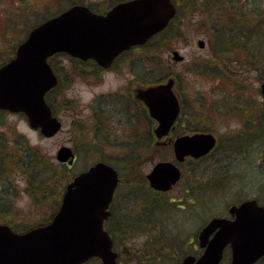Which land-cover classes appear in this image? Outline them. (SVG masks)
Instances as JSON below:
<instances>
[{"label":"water","instance_id":"water-1","mask_svg":"<svg viewBox=\"0 0 264 264\" xmlns=\"http://www.w3.org/2000/svg\"><path fill=\"white\" fill-rule=\"evenodd\" d=\"M174 15L170 0H132L104 16L74 5L42 22L17 47L15 58L0 68V109L22 112L33 129H39L44 137L54 136L61 123L44 96L57 85V78L47 59L65 53L108 68L121 51L145 44L165 29ZM198 46L203 48L204 43L198 41ZM172 60L180 62L183 57L174 51ZM172 85L168 80L139 94L158 123L154 130L158 139L168 135L179 112ZM260 87L264 93V83ZM214 145L211 134L181 136L173 142L174 158L177 162L200 158ZM56 159L71 164L73 154L63 146ZM179 177L178 167L170 161L158 162L146 175L150 186L161 191L168 190ZM117 182L112 167L97 163L67 186L59 211L47 225L21 235L0 225V264H77L93 256L112 264L114 255L110 243L103 241L102 219ZM230 213L235 216L233 221L214 218L200 232L201 244L206 242L207 249L196 264H217L227 245L232 251L230 264H251L264 255V209L251 200L232 207ZM192 261L186 258L182 264Z\"/></svg>","mask_w":264,"mask_h":264},{"label":"flooded vegetation","instance_id":"flooded-vegetation-1","mask_svg":"<svg viewBox=\"0 0 264 264\" xmlns=\"http://www.w3.org/2000/svg\"><path fill=\"white\" fill-rule=\"evenodd\" d=\"M129 1L73 0L72 3L85 5L95 14H107L116 7L126 4ZM15 39H12L13 41L9 44H16ZM143 50L144 48L142 46L133 47L114 58L109 68L121 72V67L127 65L128 70H130L131 81H129L128 86L122 91L99 96L94 104L90 106L89 110L93 117V123L103 122V126L101 127L96 125V130L99 131L101 137H110L113 140L111 149H115L118 152L117 156L120 162V164H115L106 162L105 159L100 158V160L112 166L117 171L119 177L113 196L104 209V212L107 213L102 219L103 230L106 233L104 242L107 244L109 242L111 243L110 250L114 253L115 264H181L186 258H194L195 261L192 264H195L201 254L206 250V245L201 244L199 234L211 218L220 217L233 220L234 216L230 214V208L232 206H239L247 200H255L259 206H263L264 208V188H258L255 194H251V188H249L247 189V193H244V195L242 193L241 198L232 201L225 207L226 213L223 215H214L209 218L208 211V194L211 187V180L214 177L216 178L214 181L218 183L219 191L222 194L226 193V190L229 188L228 186L234 189L241 186H237V184H233L232 182L241 179L242 166L237 165L234 166V169H231L229 166L230 163L235 162L243 165L247 163H243L241 160L250 158L251 160L247 168L252 170L254 165L258 164V167H261L257 168L260 171V173L258 172L259 175L264 173V103L257 101L238 102L231 106L232 103L230 105L231 107L227 109H222L220 116L223 117L222 120L225 123L235 117L241 121L242 127L235 132L224 135H216L213 129L207 131L216 138V147L206 158L198 160L187 158L183 162L186 165L181 169L180 181L169 190L160 191L153 189L146 181L147 173L137 170L138 177L143 175L144 185L142 190L136 188L132 189V193L130 191L120 193L121 168H128L129 160L126 158L127 156L139 157L143 155L145 121L147 119L150 120L147 109L144 102L140 99L139 94L146 88L147 83L160 80L147 76L146 71L142 69L140 62L144 64L143 55L133 56V53L136 51L142 52ZM58 56L74 62L76 67L80 68L78 72H81L82 75L78 77L86 79L95 76L99 78V73L102 68L94 61L89 60L83 62L72 59L65 54H59ZM54 57L49 60V63L56 72L59 83L62 86L66 79L64 77V69L62 67H56L51 63ZM85 66H89L88 71L83 69ZM235 74L238 75L237 72ZM177 77L180 78V76L173 78V90L179 98V114L175 119L173 129L170 133L171 140H175L180 136L193 134L198 126H204L201 123L203 120H200L199 115H196L194 112L195 109L192 108V104L188 106L184 105L179 93L181 81ZM203 100V102L207 103L206 98H203ZM206 103L205 108L207 107ZM210 110L211 107L207 109L206 120L209 119ZM154 126L155 123H153L152 127L154 128ZM220 139L223 140V147L216 149L219 146L218 142ZM154 144L156 146L161 145L156 138H154ZM127 151L130 152L129 155L126 154ZM249 152L253 154L248 155ZM214 155L219 159L225 158V161L219 165L218 175L217 170H211L210 173H202L199 175L197 169L201 167L198 163ZM100 160L98 161L100 162ZM140 161H143V158ZM140 165L133 169H137ZM227 173H231L230 179L227 178ZM261 178L264 180V176H261ZM4 181L3 178L0 179V224L6 225L14 230L13 225L8 223L5 217L10 209V204L5 198V191L10 190L9 184L11 185L12 183L6 182L5 184ZM61 181L65 185L64 173L61 176ZM179 185H181L180 196L166 200L165 197L169 191L175 187H179ZM141 191L145 195H141ZM24 192L27 193L25 190ZM130 196H135L136 198H131ZM59 203L56 201L53 206H50L52 213L56 206L59 207ZM187 205L191 207V210L188 211L194 215H196V212L202 214L200 217L201 221L199 220L200 227L198 225L199 228L197 227L198 229L196 228V231L187 232L183 230V222L177 219L176 212H184L188 209ZM178 224H180L181 229L178 228ZM209 240L210 237L207 242ZM228 260H230V249L226 246L224 259L220 264H227ZM79 264H103V262L97 257H91Z\"/></svg>","mask_w":264,"mask_h":264},{"label":"rangeland","instance_id":"rangeland-1","mask_svg":"<svg viewBox=\"0 0 264 264\" xmlns=\"http://www.w3.org/2000/svg\"><path fill=\"white\" fill-rule=\"evenodd\" d=\"M70 1L73 0H0V63L1 59H4L7 55L10 46L9 43L13 41L12 39H14L10 35L4 37L1 31L2 28H10V24L14 23L13 30H17L14 34L19 35L15 39V41H17L25 35L21 29L25 28V22L29 25L32 21L31 26H33L41 19L35 17L36 12L38 11L39 14H43L44 10H41L40 8L43 9L45 6H50L48 9L49 11H47V14L50 15L56 11L58 7H60V9L68 7ZM247 2L248 1L245 0L243 3L241 1H238L237 3L238 5H245ZM183 8L184 9L181 10V17L179 18L180 24L183 28L182 35L170 36L168 38L158 37L153 42L155 44H153L149 49H144L142 52L136 51L133 53V56H144V64L143 62H140L144 71H146V69L148 70L153 67H158L160 70L163 69L168 73H178L181 78V87H179L185 99V103L188 105L189 101H191L192 108L194 109H198L199 105H204L201 110L195 111L196 115H199V119L203 120L202 122L200 120L199 121L204 124L208 130L213 129V132H215L216 135H224L219 132L220 126L225 124V121L222 120L223 117L220 116L222 114L221 111L222 109H227L233 106L234 103L245 102L242 101L241 97L243 96H239L241 87L237 85L232 86L231 80L228 82L225 81L222 69H217L221 76L216 78L209 75L195 73L193 71L194 66L192 64L194 59L201 60L200 58H208L211 54V50H209L207 45L204 49H200L196 44L197 40L201 39L206 41L205 39L209 38V35L205 34V32H203L198 26L203 19L206 23L209 22V19L206 18V15L203 14L198 7L193 8L190 5H185ZM261 8L264 10V0L261 4ZM211 39H214L215 41V38L212 35ZM172 50H177L184 57L183 63H173L171 61L170 53ZM53 64L56 67H62L64 69V77L66 78L63 85L49 97V100L52 101L51 103L54 106L56 112L55 115L62 123V130L51 138H44L40 136L43 143L38 147L30 146L22 135L15 134L14 129H12L10 134L0 132V140H5L6 145L13 152L16 161L20 163V165H18L10 159H8V162H5L6 168L4 171L7 178L9 176L13 179L17 173L23 174L21 168L27 170V172L30 171L31 168H28V166L30 165L32 159L30 155L33 154V157L36 155V158L34 159L35 166L41 168L44 174L52 179L51 182H53V190L58 192L62 187V182L57 179L58 177H56V175H54V170L58 167L55 159L56 152L61 146H72L73 139L79 144V136L81 133L80 128H82V131L85 132L86 145L90 147V152L82 153V157L76 161V164L73 167L75 172L81 171L83 167L97 161V159L100 158H103L106 162L110 163L120 164V162L118 160L119 157L117 156L118 152L115 149H111L113 140L110 139V137H104L102 139L103 142L101 148L97 144H94V142H98L96 137L101 138V136H98V130L95 131V124L93 123L91 112L80 106L76 100L70 99L65 95V88L74 79L82 75L81 72H78L80 68H77L74 63L62 56L56 57L53 60ZM83 69L88 71L89 66H85ZM120 73L122 75L126 74L128 80L131 81V74L127 65L121 67ZM257 94L256 87H254L253 84L252 86H248L245 95L247 97L246 100L251 99L252 101H257ZM202 98H206L207 103L202 102ZM205 103L207 105L206 108ZM209 107H211L209 119L206 120V113ZM206 121L207 123H205ZM223 144V140L220 139L217 149H221ZM128 154H130V152ZM252 154L253 153L251 152L248 153V155ZM152 157L153 159H143V162L138 167L139 169L137 168L135 170H141L142 172L147 173L150 171L153 164L163 157H166L165 159L172 160V150L170 147L160 148L152 155ZM1 160L3 161V159ZM250 160V158L241 160V162L247 163L243 165L235 162L229 164L231 169H234V166L237 165L242 166L241 179L232 182L233 184H237V186L241 185L239 188L234 189L228 186L229 188L226 190L225 194H222V192L219 191L218 195L216 193L211 194L209 191V218L214 215H223L226 213L225 207L232 201L241 198L242 193L243 195L244 193H247V189L251 188V194H255L258 188H264V180L261 178V176H264V173L259 175L260 171L257 168L261 167H258V164H255L253 169L249 170L247 166ZM224 161V157L219 159L216 155H214L212 158L201 162L199 164L201 168L197 169L199 171V175L202 173H210L211 170L218 171L219 165H221ZM128 172L129 171L125 169V175H120V193L123 191L125 193L130 191V193H132V189L136 188L138 190H142L144 185L142 176L141 179H137V175L132 180H128L129 178L134 177V175L131 176ZM64 174L65 178H67V173L65 172ZM227 178H231V173H227ZM13 186L9 184L10 190L8 189L9 191H5L6 201L10 204V209L5 217L7 222L11 223L16 230H23L27 226L39 223L50 216V213H52L51 207L49 208L47 204L43 202L45 197L40 200L39 205H35L31 195L28 194L27 199L24 200L21 196V189L15 182ZM180 189L181 185L177 188L175 187L169 191L166 195L168 198L165 197V199L171 200L173 198H178L180 196ZM24 190L25 188L22 191L24 192ZM140 193L141 195L144 194L142 191ZM130 197L136 198L135 196ZM187 208L188 209L184 212H176L177 219L183 222V230L187 232L196 231L200 227V217L202 214L196 212V215H194L192 212L188 211L191 210V207L188 206ZM178 228L181 229L180 224H178ZM260 264H264V262Z\"/></svg>","mask_w":264,"mask_h":264},{"label":"trees","instance_id":"trees-1","mask_svg":"<svg viewBox=\"0 0 264 264\" xmlns=\"http://www.w3.org/2000/svg\"><path fill=\"white\" fill-rule=\"evenodd\" d=\"M238 1H241L243 3L245 0H183V6L178 8L177 10V17L164 31L159 34L158 37L168 38L170 36H180V34L182 35L183 32L181 31V24L179 19L182 14V8L185 5H190L193 8L198 7L199 10H201V12L206 15V18L209 19L208 23H206L203 19L198 26L203 32H205V34L209 35L208 39L210 40V48L212 49V53L237 55L239 59L233 61L232 65H229V62H224V65L222 66L217 65V62L215 61H203L201 64L196 65V68L194 67L193 71L195 73L209 75L213 78H216L221 76V74L218 73L217 69H222L224 72L223 78L225 79V81L228 82L229 80H231L232 86L237 85L241 87L239 96H243L241 97L242 101L246 102L252 101L251 99L246 100L247 97L245 96L248 86H250L247 82L249 77L246 76V74L252 73L254 71L256 73L255 78L258 81H264V10L261 8L263 0H247L248 2L245 5H238ZM46 14L47 13L42 15V19L49 17L46 16ZM6 32L10 31L7 30ZM211 35L215 38V41L214 39H211ZM156 39L149 41L145 45V48L149 49L153 44H155L153 42ZM153 68L157 69L156 67ZM231 70H240L243 76L239 78L236 75H233ZM160 71L162 72L160 78H165L167 72L163 69ZM57 88H55V91H57ZM49 102L52 112L56 113L54 106L51 103L52 101L49 100ZM198 108H202V105L198 106ZM95 125L101 127L103 126V122L95 123ZM195 130L207 131L208 128L198 126ZM80 131L81 133L79 136V144L76 143V145H79L77 152L88 153L90 151L88 150V147L86 145L85 132L82 131V128H80ZM102 139L97 138L98 146L100 148L103 142ZM156 149L157 148L153 145L152 134L147 131L145 133V146L143 155L139 157H126L129 160L127 168V170L129 171L128 173L131 176L134 175V177H131L128 180H132L138 175L137 170L133 168H136L143 162L140 161L141 158L146 160L152 159V155L156 153ZM10 152L11 151L0 146V175L3 179L7 176L5 175L6 173L4 171L6 168L5 162H8V159H10L13 162L17 163L14 154ZM128 153L129 152L127 151L126 154L129 155ZM32 155L33 154L30 155L32 159L30 165L28 166V168H31V170L28 171L27 174L29 176L31 187L33 189L32 192L35 197L34 199L39 200L40 198H44L46 196L45 187H43V181L41 182V178L46 177L47 183H50L52 179L49 176H46L41 168L35 166L34 159L36 158V155L34 157ZM1 159H3V161ZM121 171L122 175H125V169L121 168ZM54 173L56 177H60L58 173L60 174L61 171L57 167L55 168ZM38 175H40L41 178L37 179ZM71 175V173L66 175L67 180L71 177ZM141 176L143 175H140L139 177L137 176V179H141ZM51 184H53V182H51Z\"/></svg>","mask_w":264,"mask_h":264},{"label":"clouds","instance_id":"clouds-1","mask_svg":"<svg viewBox=\"0 0 264 264\" xmlns=\"http://www.w3.org/2000/svg\"><path fill=\"white\" fill-rule=\"evenodd\" d=\"M255 76L256 73L253 71L251 73V82L254 87L260 88V81L255 80ZM128 83L129 80L126 74L122 75L117 70L105 68L99 73L98 79L95 76L88 79L80 77L74 79L65 88V95L70 99L76 100L86 110H90V106L94 104L99 96L116 93L126 88ZM256 99L258 102L264 103V93H258ZM241 127V121L233 117L220 126L219 132L222 134L231 133ZM12 129H14L15 134L22 135L32 147H38L43 143L39 132L31 127L25 116L0 109V132L10 134ZM13 179L21 189V196L26 200L28 194L22 190L27 186V178L23 174L17 173Z\"/></svg>","mask_w":264,"mask_h":264}]
</instances>
